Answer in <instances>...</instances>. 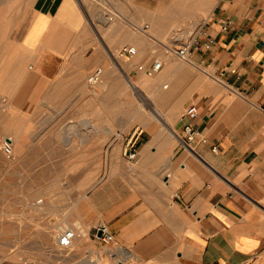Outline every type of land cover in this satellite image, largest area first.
Here are the masks:
<instances>
[{
    "label": "crops",
    "instance_id": "crops-1",
    "mask_svg": "<svg viewBox=\"0 0 264 264\" xmlns=\"http://www.w3.org/2000/svg\"><path fill=\"white\" fill-rule=\"evenodd\" d=\"M8 14L17 59L54 107L64 87L86 108V79L101 71L95 118L65 139L77 141L69 166L90 185L51 226L82 231L77 264H264V0H0V28ZM201 30L212 47L177 58L191 31L204 42ZM123 47L135 49L127 61ZM153 61L158 72L136 71ZM124 99L125 117H103ZM186 125L200 133L190 142ZM136 133L130 161L123 148ZM99 224L110 242L95 236Z\"/></svg>",
    "mask_w": 264,
    "mask_h": 264
},
{
    "label": "rangeland",
    "instance_id": "rangeland-1",
    "mask_svg": "<svg viewBox=\"0 0 264 264\" xmlns=\"http://www.w3.org/2000/svg\"><path fill=\"white\" fill-rule=\"evenodd\" d=\"M167 16L173 19L172 23L178 22L174 21L178 14ZM10 20L8 14L7 25L0 28V264H77L79 259L73 252L83 242L77 241L76 236L72 247L64 250L58 245L57 234L59 227L68 226H51L69 214L70 206L73 208L90 185V174L79 173L78 168L71 170L69 162L79 158L68 154L77 141L68 143L65 138L74 139L83 130L85 125L78 124L81 120L95 118L93 91L98 85H90L86 79L87 94L91 95L86 108L82 103L84 94H64V87H60L58 96L59 104H63L54 107L45 85L34 86L22 58L18 61L17 47L12 44L16 32ZM171 32L173 36L186 37L183 30ZM108 98L103 95L104 108L110 103ZM71 99L74 107L81 109L64 108ZM113 103L116 108L117 97ZM97 112L101 116V111ZM114 112L125 117V99L114 111L103 109V117L110 118ZM95 128L91 125L87 134ZM6 141L12 149L10 157L2 153ZM79 236L82 240L81 233ZM90 260L91 264L95 261L93 257Z\"/></svg>",
    "mask_w": 264,
    "mask_h": 264
},
{
    "label": "built area",
    "instance_id": "built-area-1",
    "mask_svg": "<svg viewBox=\"0 0 264 264\" xmlns=\"http://www.w3.org/2000/svg\"><path fill=\"white\" fill-rule=\"evenodd\" d=\"M227 28H228V22L223 21L220 25V30L226 31ZM194 35L188 41H186V43H183L180 48L176 49L173 52L177 58L185 59V57L187 56V51L190 48L202 47L203 49L208 50V49H210V47H212L214 41L210 36H208V34L206 33L205 30L199 31V36H201L202 38L205 39L204 42H202V43L198 42V37H196ZM134 55H135V49L133 47H124L118 51V53L116 54V57L120 60L127 61L128 59H130ZM160 67H161V62L153 61V63H151L149 68H145L143 66H137L136 71L143 72L145 75L149 76V75H152V74L158 72ZM100 74H101L100 69L94 70L87 77V82L90 85H95L99 81ZM185 114L189 117L194 116V114H195L194 108L191 107V108L187 109L185 111ZM183 133L185 135V139L187 142H190L193 139L197 138L200 134L199 131L192 128L191 125H186L183 128ZM138 135H139V133H136L134 136H131L129 138V140L124 144L123 151H124L127 159L130 161L135 159L136 149H137L136 138ZM1 148H2V153L5 157H10L12 155V149H11L10 142H8V141L3 142ZM94 229H95V233H94L95 236L98 239H100L102 242L108 243L112 240V237H111L110 233L108 232L105 225L99 224V225L95 226ZM98 232L100 233V236H97ZM76 236H79V233H77V235H75V231L73 228L65 227V228L61 229L60 232L57 234L58 245L62 249L68 250L72 247L73 240Z\"/></svg>",
    "mask_w": 264,
    "mask_h": 264
},
{
    "label": "bare ground",
    "instance_id": "bare-ground-1",
    "mask_svg": "<svg viewBox=\"0 0 264 264\" xmlns=\"http://www.w3.org/2000/svg\"><path fill=\"white\" fill-rule=\"evenodd\" d=\"M109 2L111 1V0H108ZM124 48V47H123ZM116 54H117V52H116ZM66 139V138H65ZM9 141V140H8ZM65 228V227H64ZM59 229L61 230V229H63V226L62 227H59ZM77 230V231H76ZM78 228H75L74 229V231H75V235H77V233H78ZM59 231V230H58ZM80 233H82V231L81 230H79V235H80ZM82 236V235H81ZM98 236V235H97ZM121 251V250H120ZM115 252V251H114ZM122 252V251H121Z\"/></svg>",
    "mask_w": 264,
    "mask_h": 264
},
{
    "label": "water",
    "instance_id": "water-1",
    "mask_svg": "<svg viewBox=\"0 0 264 264\" xmlns=\"http://www.w3.org/2000/svg\"><path fill=\"white\" fill-rule=\"evenodd\" d=\"M97 235L100 236V233L98 232Z\"/></svg>",
    "mask_w": 264,
    "mask_h": 264
}]
</instances>
